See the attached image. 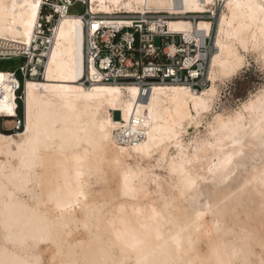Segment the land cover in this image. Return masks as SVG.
I'll use <instances>...</instances> for the list:
<instances>
[{
	"label": "bare ground",
	"instance_id": "6f19581e",
	"mask_svg": "<svg viewBox=\"0 0 264 264\" xmlns=\"http://www.w3.org/2000/svg\"><path fill=\"white\" fill-rule=\"evenodd\" d=\"M217 2L89 0L90 11L105 16L169 14V30L200 48L214 39L203 91L156 84L145 98L135 84L84 85L83 17L61 19L44 79L25 82L22 130L0 131V264L264 260V149L250 135L257 113H242L252 129L241 133L243 155L227 173L209 172L224 153L204 143H215L208 135L219 124L214 117L233 114L216 110L219 83L264 50V13L256 7L264 0H225L219 14ZM2 3L0 50L30 48L43 0ZM10 74L0 71V113L14 117L19 104ZM119 128L144 136L120 144Z\"/></svg>",
	"mask_w": 264,
	"mask_h": 264
},
{
	"label": "built area",
	"instance_id": "2783aa9c",
	"mask_svg": "<svg viewBox=\"0 0 264 264\" xmlns=\"http://www.w3.org/2000/svg\"><path fill=\"white\" fill-rule=\"evenodd\" d=\"M223 2L219 0L218 4ZM78 4L84 6V12L72 14L71 8ZM69 15L83 17L85 74L81 82L84 85L135 84L140 88L142 98L156 84H184L197 91H203L209 85V60L214 50L211 48V39L207 38L200 48L196 42L171 32L168 26L169 21L174 19L171 15L148 13L105 16L92 13L89 0H43L31 47L26 50H0L5 51L0 53L2 61L20 58L26 61L19 70L23 76L22 82L17 78L16 71L10 74L17 102H23L27 80L44 79L45 64L53 47L57 26L61 19ZM121 21L126 24L117 25ZM157 40L160 45H156ZM16 111L14 117L0 113V120L14 121V134L24 126V119L18 114L19 107ZM115 136L120 144H128L140 141L144 135L140 129L119 128Z\"/></svg>",
	"mask_w": 264,
	"mask_h": 264
},
{
	"label": "snow or ice",
	"instance_id": "6c2138e0",
	"mask_svg": "<svg viewBox=\"0 0 264 264\" xmlns=\"http://www.w3.org/2000/svg\"><path fill=\"white\" fill-rule=\"evenodd\" d=\"M3 7L2 0H0V9ZM12 7H15V5ZM256 7H259L260 11L264 13V5H256ZM261 24H264V20H261ZM261 31L264 32V27L261 28ZM258 63L264 67V50H262L261 55L258 57ZM244 112L250 114L257 113L256 127L254 129H252L251 124L245 125L243 123L245 117L242 113ZM214 119L219 121V124L208 135L215 137V143H208L207 141H204V143L207 147L217 149L220 153H224V156L222 159H219L217 165L209 168V172L212 173L215 168L216 170H222L227 173L234 157L243 155L244 138L241 136V133L249 134V129H252L250 132L251 137L253 139L258 137L260 147L264 149V87L261 88L254 102H246L242 108L233 110L232 115L223 118L221 116H215ZM226 141L229 142L227 145L225 144ZM228 148L233 151L228 152ZM153 212H155V209H153ZM220 264H224V262H220ZM260 264H264V260H261Z\"/></svg>",
	"mask_w": 264,
	"mask_h": 264
},
{
	"label": "rangeland",
	"instance_id": "374dc122",
	"mask_svg": "<svg viewBox=\"0 0 264 264\" xmlns=\"http://www.w3.org/2000/svg\"><path fill=\"white\" fill-rule=\"evenodd\" d=\"M218 3V2H217ZM225 0L220 6L216 4V13L219 14L222 9L224 8ZM215 5V4H214ZM70 12L72 14H82L84 12V6L81 4L76 5L75 7L71 8ZM214 14V9H213ZM212 14V15H213ZM207 17V18H206ZM210 15H201L197 16V21L199 19H209ZM185 19L194 20L193 16L185 17ZM214 41V39H213ZM211 41V44L212 42ZM156 45H160V41H156ZM251 58V59H250ZM254 59V60H253ZM248 64L247 66L242 69L239 74L234 76L229 81H226L225 84L219 83V98H221V101L217 102L216 110L222 112V111H232L239 108V106L246 101L250 95L256 93L259 89H261L264 86V71L262 69V66L260 63H258V57L254 55H248L247 57ZM256 62V63H255ZM26 63L25 59H12V60H0V71H16L17 72V78L22 82L23 76L20 73V67H22ZM254 64V65H253ZM263 74V75H262ZM227 84V85H226ZM260 87V88H259ZM19 103V111L18 114L21 118H24V104L23 102ZM219 103V104H218ZM240 104V105H239ZM220 108H219V107ZM115 120H120L121 116L120 113H115L114 115ZM5 120H0V131H3V127ZM10 134H14L12 131L6 132ZM76 236V235H75ZM85 235L83 233H80L79 237H84ZM46 260L48 262L49 253H47Z\"/></svg>",
	"mask_w": 264,
	"mask_h": 264
},
{
	"label": "crops",
	"instance_id": "0c3cea01",
	"mask_svg": "<svg viewBox=\"0 0 264 264\" xmlns=\"http://www.w3.org/2000/svg\"><path fill=\"white\" fill-rule=\"evenodd\" d=\"M11 122H12V120H11ZM6 123H7V121L4 123V127H5V128L3 127V131H4V132H10V131H12V127H11V128L7 127V126H6ZM6 129H7V130H6Z\"/></svg>",
	"mask_w": 264,
	"mask_h": 264
}]
</instances>
